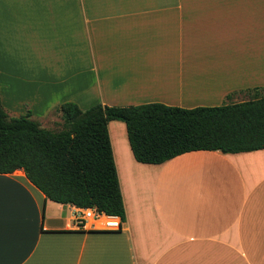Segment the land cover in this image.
Segmentation results:
<instances>
[{
    "label": "crops",
    "instance_id": "0c3cea01",
    "mask_svg": "<svg viewBox=\"0 0 264 264\" xmlns=\"http://www.w3.org/2000/svg\"><path fill=\"white\" fill-rule=\"evenodd\" d=\"M264 89V0H0V103L220 106ZM245 95L234 96L238 102ZM60 120V119H59ZM47 128V127H44ZM126 220L118 232L0 174V264H264V149L138 163L108 124Z\"/></svg>",
    "mask_w": 264,
    "mask_h": 264
},
{
    "label": "trees",
    "instance_id": "16d2710c",
    "mask_svg": "<svg viewBox=\"0 0 264 264\" xmlns=\"http://www.w3.org/2000/svg\"><path fill=\"white\" fill-rule=\"evenodd\" d=\"M245 95L238 102L232 99ZM57 128L41 126L31 111L9 116L0 103V174L22 170L46 200L95 208L125 222L108 124L123 122L133 158L162 164L194 151L238 154L264 149V89L232 93L215 107L184 109L149 103L55 108Z\"/></svg>",
    "mask_w": 264,
    "mask_h": 264
},
{
    "label": "built area",
    "instance_id": "2783aa9c",
    "mask_svg": "<svg viewBox=\"0 0 264 264\" xmlns=\"http://www.w3.org/2000/svg\"><path fill=\"white\" fill-rule=\"evenodd\" d=\"M79 219L84 223H91L102 231L118 232L122 228V222L119 217L106 215L95 208L80 209Z\"/></svg>",
    "mask_w": 264,
    "mask_h": 264
},
{
    "label": "rangeland",
    "instance_id": "374dc122",
    "mask_svg": "<svg viewBox=\"0 0 264 264\" xmlns=\"http://www.w3.org/2000/svg\"><path fill=\"white\" fill-rule=\"evenodd\" d=\"M60 123L59 116L58 115H53L49 114L45 119H43V126L47 127L49 129H54L57 128V124Z\"/></svg>",
    "mask_w": 264,
    "mask_h": 264
}]
</instances>
